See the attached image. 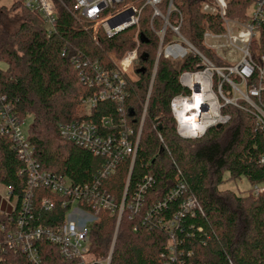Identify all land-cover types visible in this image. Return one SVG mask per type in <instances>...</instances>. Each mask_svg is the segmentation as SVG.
I'll list each match as a JSON object with an SVG mask.
<instances>
[{
  "label": "trees",
  "instance_id": "1",
  "mask_svg": "<svg viewBox=\"0 0 264 264\" xmlns=\"http://www.w3.org/2000/svg\"><path fill=\"white\" fill-rule=\"evenodd\" d=\"M65 1L73 5L75 0ZM208 1L174 0V4L182 14L181 34L207 58H212L204 35L224 30L218 15L202 12ZM253 1L229 0V17L246 19ZM151 17V8L145 7L140 20V52L146 53L148 60L140 59L135 66V94L126 98L123 114L118 102L104 101L86 118L95 123L103 119L117 123L124 116L127 123L138 127L159 45L158 37L149 27ZM155 27H161L159 20ZM135 34L136 28L131 27L109 38L100 29L98 47L64 9L58 10L56 32L49 36L43 20L25 7L24 0H16L10 7L0 6V60L8 65L6 71L0 70V99H5L4 103L11 106L22 124L32 116L28 137L44 169L81 185L92 183L103 169L105 158L96 157L59 135L60 124L81 119L84 104L94 93L81 83L82 68L77 69L73 59L79 58L81 63L98 62L111 69L101 49L121 57L133 49ZM251 53L255 60L264 57V25L258 30ZM199 65L200 60L193 54L177 62L160 58L133 168L130 159L122 160L116 171L102 180V191L120 204L128 181L129 201L144 179L152 175L154 183L146 197L148 207L163 200L176 187L181 173L205 215L186 216L180 221L176 231L177 252H181L185 264H264V194H254L255 186L264 187V164L260 163L264 156V134L257 129L255 120L238 109L226 107L222 113L229 115L230 121L221 128L212 127L202 138L194 140H184L177 134L170 104L175 96L190 94L179 83V77L183 72L198 70ZM152 123L157 124V131ZM158 135L171 156L163 149ZM24 167L12 139L0 134V184L12 188L19 199L27 182L25 175H20ZM226 173L228 181L245 177L251 189L245 195L221 191L219 187L225 182ZM49 196L44 189L35 192L32 221L35 227H52L65 216L61 198H54L57 204L52 212L41 206L42 199ZM178 206L179 201L173 203L163 216L170 218ZM16 216L17 212L11 215L0 212V241L7 235L2 226L9 225ZM99 219L90 233V254L94 260H106L111 253L110 264H165L161 255L168 250L167 231L151 221L144 223L139 217L131 218L128 212L123 214L118 227L117 215L108 211L100 212ZM39 250L45 264H79L65 261L58 248L48 243H40ZM0 264L29 262L23 255L9 254Z\"/></svg>",
  "mask_w": 264,
  "mask_h": 264
},
{
  "label": "built area",
  "instance_id": "2",
  "mask_svg": "<svg viewBox=\"0 0 264 264\" xmlns=\"http://www.w3.org/2000/svg\"><path fill=\"white\" fill-rule=\"evenodd\" d=\"M24 5L40 16L49 36L56 32L59 9L66 10L78 27L92 36L98 47L97 33L100 29L109 38L131 27L136 28V34L133 49L121 57L101 49L111 69L102 67L98 62L81 63L79 58L73 59L76 68H82L81 83L93 89L94 93L86 100L81 119L60 124L58 131L63 140L96 157L105 158L103 169L90 184H74L67 176L44 169L29 141L28 131L23 128L24 123L17 119L11 106L4 103L5 99H0V134L10 137L14 142V149L25 165L20 175H25L27 181L21 199L13 194L12 188H7L6 202L12 206L16 199V205L11 212H0L6 215L17 212V216L10 219L9 225L2 226V231L7 235L0 241V261L6 255L13 254L25 256L29 264H45L39 244L48 243L58 248L65 261L110 264L111 253L103 261L94 260L90 254L91 230L99 222L100 212L108 211L111 215H117V227L123 214L128 212L131 218L139 217L144 223L151 221L167 231L170 236L168 250L161 258L165 264H185L181 252H177L179 241L176 231L180 221L186 216H205L186 178L179 173L176 187L163 200L148 207L146 197L154 183L152 175L144 179L129 201L128 181L120 204L102 191V180L113 174L124 159H130L131 170L133 168L148 117L160 58L177 62L193 54L200 60L198 70L183 72L179 77V83L190 94L177 95L170 104L180 138L200 139L210 128L227 124L230 116L222 113L226 107H233L251 116L257 129L264 134V57L255 60L251 53L258 30L264 25V0L253 1L254 10L245 22H237L229 17L227 0H209L203 4V13L218 15L223 23V33L206 32L204 35L205 45L214 50L220 59L229 60L223 66L214 65L181 34L182 14L174 0H75L73 5L65 0H24ZM145 7L152 10L149 27L158 37L159 45L140 123L137 128L133 127L123 115L117 123L110 119L95 123L86 117L91 115L99 102H118L119 112L123 114L126 98L135 94L134 69L144 54L140 52V20ZM174 16H177V20H173ZM157 20L161 22L159 29L155 27ZM225 51L228 52L226 56L223 54ZM65 54L66 51L62 55ZM152 127L158 130L157 124L152 123ZM158 136L163 149L171 156L163 138ZM260 163L264 164V156ZM39 189L50 194L41 201V206L47 212L55 209L57 203L54 198L63 200L65 216L52 227L33 226V200ZM254 194H264V187L255 186ZM178 201L179 208L171 212L170 218L163 216L168 207Z\"/></svg>",
  "mask_w": 264,
  "mask_h": 264
},
{
  "label": "rangeland",
  "instance_id": "3",
  "mask_svg": "<svg viewBox=\"0 0 264 264\" xmlns=\"http://www.w3.org/2000/svg\"><path fill=\"white\" fill-rule=\"evenodd\" d=\"M16 0H0V6H6V7H10L12 6V4L15 2ZM228 3V7H229V0H227ZM254 8L253 6H251L248 10H247V14L251 15L253 12ZM233 19V18H231ZM237 22H245L247 21L246 19H233ZM212 58H209L214 65L216 66H223V65H227L229 63V60H225V59H220L218 54L212 50ZM228 52H224L223 54L226 56ZM8 68V65L5 61L0 60V70L1 71H6ZM132 74V73H130ZM144 104V103H143ZM143 104L141 105V107H143ZM32 123V116H28L24 122L23 128L25 130L28 131L29 126ZM229 175L226 173L224 175V179L225 182L223 184L220 185L219 189L221 191H225V190H229L232 191L236 194L239 195H245L246 192H248L251 189V184L249 183V181L245 178L242 177L240 180H236V181H228ZM6 195H7V187H5L4 185L0 184V211L1 212H11L14 208V206L16 205V199L13 200L12 202V206H10L7 202H6Z\"/></svg>",
  "mask_w": 264,
  "mask_h": 264
},
{
  "label": "water",
  "instance_id": "4",
  "mask_svg": "<svg viewBox=\"0 0 264 264\" xmlns=\"http://www.w3.org/2000/svg\"><path fill=\"white\" fill-rule=\"evenodd\" d=\"M141 60L146 62L148 60V55L146 53H144L142 56H141ZM143 70H140L139 72H142ZM222 125H218L217 128H221Z\"/></svg>",
  "mask_w": 264,
  "mask_h": 264
}]
</instances>
